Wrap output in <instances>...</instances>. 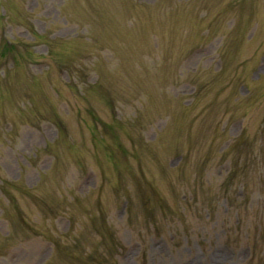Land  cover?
<instances>
[{
    "label": "rangeland",
    "instance_id": "1",
    "mask_svg": "<svg viewBox=\"0 0 264 264\" xmlns=\"http://www.w3.org/2000/svg\"><path fill=\"white\" fill-rule=\"evenodd\" d=\"M0 264H264V0H0Z\"/></svg>",
    "mask_w": 264,
    "mask_h": 264
}]
</instances>
